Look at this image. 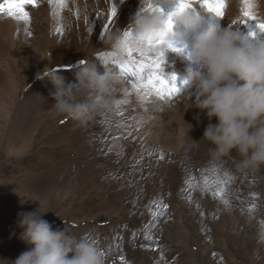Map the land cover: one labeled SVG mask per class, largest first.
<instances>
[{
  "label": "rangeland",
  "instance_id": "1",
  "mask_svg": "<svg viewBox=\"0 0 264 264\" xmlns=\"http://www.w3.org/2000/svg\"><path fill=\"white\" fill-rule=\"evenodd\" d=\"M155 3L168 16L178 0ZM253 3L264 20V0ZM113 4L117 14L105 33ZM242 8V0H226L222 18L200 4L191 10L202 16L199 31L233 24L259 35L254 21L243 23ZM143 9L144 0H67L64 8L39 0L26 9L30 23L0 15V264L27 250L19 216L41 205L54 230L66 227L95 241L105 264H123L121 257L127 264H264V166L240 172L231 157L212 161L211 144L202 139L209 120L194 106V88L186 89L191 101L178 93L140 99L134 91L117 111L85 125L53 107L55 88L46 74L55 70L76 82L81 62L103 74L98 56L106 35L131 29ZM189 66L187 50L169 51L162 68L180 86ZM172 127L180 128L181 145ZM212 168L220 178L233 177L225 185L227 205L199 187L181 191L190 175L199 181L203 171L214 179Z\"/></svg>",
  "mask_w": 264,
  "mask_h": 264
},
{
  "label": "clouds",
  "instance_id": "2",
  "mask_svg": "<svg viewBox=\"0 0 264 264\" xmlns=\"http://www.w3.org/2000/svg\"><path fill=\"white\" fill-rule=\"evenodd\" d=\"M149 2L153 9L145 10ZM232 2L238 5L239 0ZM197 4L198 0H192L189 7H176L166 16L155 0H144V9L131 24V35L125 36V30L106 35V51L98 56L103 74L92 62H81L76 82H66L55 70L48 72L46 78L55 88L50 95L57 113L85 125L117 111L135 90L112 66L127 60L129 48L146 50L149 44L163 41L152 49L154 54H163V61L169 51L184 55L187 50L190 66L177 93L191 101L192 93L186 89H195L194 106L209 120L202 139L211 144L212 161L231 157L240 172L264 166V32L245 34L238 26L234 30L233 24L209 25L199 31L202 16L191 10ZM202 11L209 10L202 7ZM174 26L182 30H174ZM186 42H190V49ZM42 77L45 73L38 78ZM117 92L122 93V99L116 98ZM138 96L146 98L143 93ZM213 118L216 123H211ZM47 213L41 205L20 214L18 226L28 248L9 264H105L102 251L88 237H76L66 227L54 230L43 218Z\"/></svg>",
  "mask_w": 264,
  "mask_h": 264
},
{
  "label": "snow or ice",
  "instance_id": "3",
  "mask_svg": "<svg viewBox=\"0 0 264 264\" xmlns=\"http://www.w3.org/2000/svg\"><path fill=\"white\" fill-rule=\"evenodd\" d=\"M198 2L202 7H206L209 11L215 13L216 16L221 18L224 17L226 0H198ZM49 3H53V0H49ZM191 3L192 0H179L177 10H183L184 8L189 7ZM242 3L243 8L241 11L244 18L243 23L250 24L254 21L256 29H258L259 32H264V20L258 19L254 14L253 0H242ZM56 4L60 8L67 7V0H56ZM38 6L39 0H3V2H0V15L7 14L9 18H13L17 21H23L24 23H30L31 18L26 9L28 7ZM152 9L153 6L149 2L148 8L145 10ZM116 14V7L113 4L110 9V17L105 25V33L108 32L109 26L112 25L113 18L116 17ZM58 31L62 32V29H59ZM124 34L125 36L131 35V29H126ZM250 35L255 36L256 31L250 32ZM162 43L163 41H158L154 44H149L146 50H133L129 48L127 51V60L116 65L119 69V73L131 82L132 88L138 95L141 93H144L145 95L155 94L164 98L166 96L170 97L179 91L178 86L175 83L177 78L174 75L165 78L164 69L162 68L164 63L163 54H154L152 52L153 48L158 47ZM169 47L173 46L169 45ZM161 159H163L162 154ZM210 171L217 174L214 179L210 180L208 176L203 175V171L199 181H196V178L190 175L185 180L186 187L181 189V191L190 192V190L195 187H199L202 192H211L213 198H220L222 202L227 205L229 201L223 198L226 190L225 185H227L233 177L228 176V174L225 173V178H220L218 175L219 170L216 168H212ZM213 188H215V190H213ZM186 198L189 202H191L190 194ZM157 206L160 207L162 211L167 210V205L162 202ZM160 214H162V212L153 213L154 216H158ZM150 238V236L145 237V239ZM93 243H95V241H93ZM101 254L105 255L104 252ZM120 259L123 264H127L123 257Z\"/></svg>",
  "mask_w": 264,
  "mask_h": 264
},
{
  "label": "bare ground",
  "instance_id": "4",
  "mask_svg": "<svg viewBox=\"0 0 264 264\" xmlns=\"http://www.w3.org/2000/svg\"><path fill=\"white\" fill-rule=\"evenodd\" d=\"M3 62V61H2ZM173 128V132H174V134L176 135V137H177V143H178V145H181L182 144V141H183V139H182V133H181V130H180V128H175V127H172ZM161 130V129H160ZM136 135V134H135ZM128 136V135H127ZM157 136H159L158 135V133L153 137V138H157ZM130 137V136H129ZM160 137V136H159ZM126 139H127V137H126ZM135 139V138H134ZM127 146V145H126ZM176 148H177V146H176ZM126 149V148H125ZM128 151H130V150H128ZM127 151V152H128ZM107 156V155H106ZM126 156V155H125ZM121 159V158H120ZM110 161V160H109ZM108 162V161H107ZM107 167V166H106ZM164 181H165V179L163 180V183H164ZM166 182V181H165ZM167 183V182H166ZM210 204V203H209ZM170 231V230H169ZM168 231V232H169ZM191 252H192V250H191ZM193 253V252H192Z\"/></svg>",
  "mask_w": 264,
  "mask_h": 264
}]
</instances>
